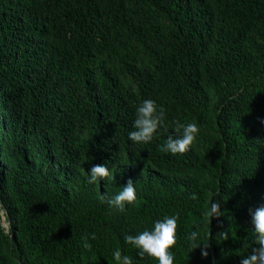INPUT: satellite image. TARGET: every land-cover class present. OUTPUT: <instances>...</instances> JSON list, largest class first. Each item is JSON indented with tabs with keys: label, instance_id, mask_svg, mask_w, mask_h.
Returning a JSON list of instances; mask_svg holds the SVG:
<instances>
[{
	"label": "trees",
	"instance_id": "obj_1",
	"mask_svg": "<svg viewBox=\"0 0 264 264\" xmlns=\"http://www.w3.org/2000/svg\"><path fill=\"white\" fill-rule=\"evenodd\" d=\"M145 99L164 107V126L135 143ZM176 120L199 132L173 155L163 148ZM94 164L110 178L88 183ZM129 179L137 199L121 212L103 197ZM211 202L223 213L212 220ZM259 207L264 0H0V210L11 226L0 264H116L117 248L159 264L124 237L173 215V264H212V252L241 264L259 247ZM192 231L211 239L207 257Z\"/></svg>",
	"mask_w": 264,
	"mask_h": 264
},
{
	"label": "clouds",
	"instance_id": "obj_2",
	"mask_svg": "<svg viewBox=\"0 0 264 264\" xmlns=\"http://www.w3.org/2000/svg\"><path fill=\"white\" fill-rule=\"evenodd\" d=\"M165 109L163 106H157L155 100L145 99L136 108V119L134 121V131L129 132V139L135 143H148L154 134L164 126ZM174 131L177 134L176 138L169 135L163 151L170 152L173 155L184 154L190 150V146L196 139L199 132L196 123H181L179 120L174 122ZM165 131L167 128L165 127ZM88 183L94 184L97 180H108L110 172L107 166L103 164H94L88 170ZM137 199V192L134 182L129 179L126 185L122 186V190L116 195L108 197L106 194L103 200L112 208L121 212L125 211L126 205H132ZM221 205L217 202H211V207L205 213V219L219 218L223 215L220 210ZM251 222L254 227L255 241L259 245L258 248L253 249L252 253L243 256L241 264H264V207H259L255 210H250ZM178 215L165 216L163 220H157L152 230H144L136 235H126L124 237L125 243L133 245L138 250V255L141 258L145 256L156 259L159 264H173L174 256L169 251L176 244ZM10 223L0 218V229L5 233L10 231ZM223 240L229 239V232L224 231L218 233ZM95 239V234L91 235ZM84 247L91 249L88 243V236L82 237ZM191 244V249L202 248V256L209 255L207 249L209 244L201 245L198 242L199 236L197 231H192L188 236ZM116 264H133L132 258L127 255H122L121 250L117 248L112 253Z\"/></svg>",
	"mask_w": 264,
	"mask_h": 264
},
{
	"label": "rangeland",
	"instance_id": "obj_3",
	"mask_svg": "<svg viewBox=\"0 0 264 264\" xmlns=\"http://www.w3.org/2000/svg\"><path fill=\"white\" fill-rule=\"evenodd\" d=\"M0 218H2L3 220H5V221H7L8 222V220H7V217L5 216V214H4V210L1 208V210H0ZM5 233V232H4ZM7 236H10V231L9 232H7V233H5ZM10 239H12V237H9V240ZM16 260H18L17 258H16Z\"/></svg>",
	"mask_w": 264,
	"mask_h": 264
},
{
	"label": "water",
	"instance_id": "obj_4",
	"mask_svg": "<svg viewBox=\"0 0 264 264\" xmlns=\"http://www.w3.org/2000/svg\"><path fill=\"white\" fill-rule=\"evenodd\" d=\"M12 239H13V237H12ZM209 245H210V247L212 246L211 239L209 240ZM12 247H13V245H12ZM211 254H212V259H213L212 264H216L213 252ZM18 262H19V264H22V262L20 260H18Z\"/></svg>",
	"mask_w": 264,
	"mask_h": 264
}]
</instances>
